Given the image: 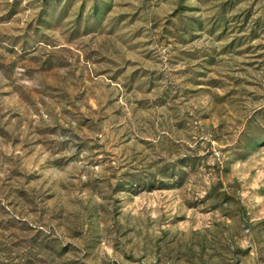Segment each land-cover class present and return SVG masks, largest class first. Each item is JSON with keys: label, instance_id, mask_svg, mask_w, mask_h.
<instances>
[{"label": "rangeland", "instance_id": "obj_1", "mask_svg": "<svg viewBox=\"0 0 264 264\" xmlns=\"http://www.w3.org/2000/svg\"><path fill=\"white\" fill-rule=\"evenodd\" d=\"M0 264H264V0H0Z\"/></svg>", "mask_w": 264, "mask_h": 264}]
</instances>
